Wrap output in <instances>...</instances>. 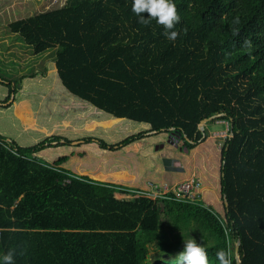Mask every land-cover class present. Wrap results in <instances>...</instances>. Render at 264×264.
<instances>
[{
    "label": "trees",
    "instance_id": "trees-1",
    "mask_svg": "<svg viewBox=\"0 0 264 264\" xmlns=\"http://www.w3.org/2000/svg\"><path fill=\"white\" fill-rule=\"evenodd\" d=\"M173 3L174 41L131 0H70L8 26L33 55L55 53L17 78L0 70V254L176 264L192 238L208 264L220 251L264 264V0ZM212 117L231 134L220 147L197 128ZM192 176L196 205L116 196ZM152 244L166 257L150 261Z\"/></svg>",
    "mask_w": 264,
    "mask_h": 264
},
{
    "label": "rangeland",
    "instance_id": "rangeland-1",
    "mask_svg": "<svg viewBox=\"0 0 264 264\" xmlns=\"http://www.w3.org/2000/svg\"><path fill=\"white\" fill-rule=\"evenodd\" d=\"M70 0H0V70L2 75L17 78L28 71L41 70L46 62L50 61L55 51L33 55L31 49L17 42L14 35L9 33L8 26L16 21L27 19L37 14L59 9ZM226 122L206 124L210 138H217L220 147L226 138L230 137ZM227 130V133H225ZM222 136L226 137L223 138ZM184 247V243L182 245ZM148 259L165 258L155 244L148 245Z\"/></svg>",
    "mask_w": 264,
    "mask_h": 264
},
{
    "label": "clouds",
    "instance_id": "clouds-1",
    "mask_svg": "<svg viewBox=\"0 0 264 264\" xmlns=\"http://www.w3.org/2000/svg\"><path fill=\"white\" fill-rule=\"evenodd\" d=\"M131 11L137 21L147 24L155 20L157 25L163 26L162 34L169 41H174L178 35L175 26L180 23L173 0H131ZM147 13L145 18L142 13ZM204 127V126H203ZM118 198V197H117ZM24 254V248H9L0 254V264H16V257ZM219 264H232L233 256L225 251L217 253ZM176 264H208V258L204 246L190 238L184 240L183 250L175 255Z\"/></svg>",
    "mask_w": 264,
    "mask_h": 264
},
{
    "label": "built area",
    "instance_id": "built-area-1",
    "mask_svg": "<svg viewBox=\"0 0 264 264\" xmlns=\"http://www.w3.org/2000/svg\"><path fill=\"white\" fill-rule=\"evenodd\" d=\"M225 128H227V126ZM225 133H227V130ZM222 137L226 138L224 136ZM146 187H147V191H132L128 195L117 194L116 196L120 197L121 199H129V200L135 198H145L150 200L159 199V200H169V201H175L178 203L191 204V205H196L199 204L200 202L201 182L193 176L188 181L171 187H167L166 185L157 186L152 183H147ZM0 237H1V230H0Z\"/></svg>",
    "mask_w": 264,
    "mask_h": 264
},
{
    "label": "crops",
    "instance_id": "crops-1",
    "mask_svg": "<svg viewBox=\"0 0 264 264\" xmlns=\"http://www.w3.org/2000/svg\"><path fill=\"white\" fill-rule=\"evenodd\" d=\"M164 168L168 171H180L181 170V166L178 163H175L172 161H165Z\"/></svg>",
    "mask_w": 264,
    "mask_h": 264
},
{
    "label": "water",
    "instance_id": "water-1",
    "mask_svg": "<svg viewBox=\"0 0 264 264\" xmlns=\"http://www.w3.org/2000/svg\"><path fill=\"white\" fill-rule=\"evenodd\" d=\"M213 120H214V117L209 118V119H207V120H204V121H202V122L197 126V128H198L201 132H203V131H204L203 126L206 125L207 123L213 121ZM230 135H231V134H230ZM182 245H183V244H182ZM237 248H238V245L236 244V245H235V254H236ZM235 259H236V264H239V261H238V259H237V256H235Z\"/></svg>",
    "mask_w": 264,
    "mask_h": 264
}]
</instances>
